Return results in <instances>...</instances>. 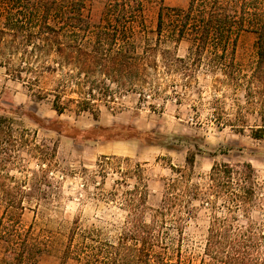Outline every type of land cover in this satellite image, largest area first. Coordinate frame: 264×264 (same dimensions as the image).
<instances>
[{"label":"trees","instance_id":"obj_1","mask_svg":"<svg viewBox=\"0 0 264 264\" xmlns=\"http://www.w3.org/2000/svg\"><path fill=\"white\" fill-rule=\"evenodd\" d=\"M0 0V73L18 81L36 102L52 97L53 110L96 114L116 96L138 94L142 101L185 99L201 74L234 100L230 117L215 95L214 121L264 139V0H190L185 9L158 13L156 44L144 41V0ZM164 17L171 20L174 50L162 49ZM256 35V59L245 71L236 59L239 36ZM189 44L179 56L177 46ZM181 81V91L177 82ZM49 88H44L47 83ZM44 84V85H45ZM53 84V85H52ZM225 94H223L224 96ZM58 144L38 141L36 133L0 115V240L15 264H36L50 248L47 236L23 223L26 209L60 197L51 174L68 171L57 162ZM36 160L28 170L22 155ZM195 154L185 168H172L162 198L149 203L146 168L129 158L103 156L96 168L80 172V201L94 206V221L74 218L61 264H183L189 222L205 211L208 218L199 264H264V184L249 162L215 163L197 180ZM28 175L19 179L12 172ZM111 183L107 187V180ZM117 215L120 216L117 219Z\"/></svg>","mask_w":264,"mask_h":264},{"label":"rangeland","instance_id":"obj_2","mask_svg":"<svg viewBox=\"0 0 264 264\" xmlns=\"http://www.w3.org/2000/svg\"><path fill=\"white\" fill-rule=\"evenodd\" d=\"M190 0H144L146 33L144 41L156 44L158 13L165 8L185 9ZM105 0H95L87 7L94 14L104 8ZM171 20L164 17L161 48L174 50L175 43L170 34ZM189 44L185 41L177 46L179 56H184ZM236 59L245 71L251 68L256 59V35L243 32L239 36ZM45 84V83H44ZM44 88H49L48 82ZM181 91V81L177 83ZM53 85V84H52ZM213 78L201 74L197 82L181 104L177 99L142 101L138 94L116 96L111 107L99 106L96 114H77L75 108H68L58 115L52 107V97L42 102L34 101L30 92L18 81L0 73V115L12 117L16 127L36 133L38 141L56 142L58 153L56 162L68 171L51 174L61 184L60 197L53 203L26 209L23 223L32 226L36 234L47 236L49 251L37 257L36 264H61L62 254L69 229L75 217L82 215L84 220L93 222L96 215L91 204L80 201V172L82 168L93 170L103 156L129 158L133 163L142 164L149 178V203L156 206L161 198L164 180L174 177L171 167L185 168L186 159L195 154L194 174L202 180L211 172L215 163L249 162L257 171L258 179L264 184V139L254 140L250 130L240 133L230 126L215 123L214 109L210 102L219 96L222 106L234 114V100L243 101L242 90L236 95L223 89L215 94ZM223 94H225L223 96ZM23 164L28 170L38 167L28 155H22ZM12 174L22 179L28 175L16 170ZM107 180V187L111 183ZM0 201V218L3 214ZM120 216L117 215V219ZM208 218L205 211L189 222L184 244L183 264H199L204 251ZM7 245L0 240V264H15L11 254H6ZM66 264H78L68 260Z\"/></svg>","mask_w":264,"mask_h":264}]
</instances>
